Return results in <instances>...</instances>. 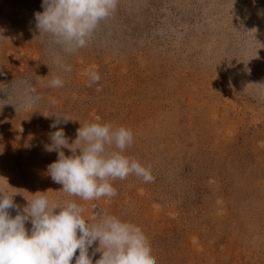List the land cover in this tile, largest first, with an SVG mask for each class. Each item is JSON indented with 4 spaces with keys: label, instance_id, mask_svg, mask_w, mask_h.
I'll return each mask as SVG.
<instances>
[{
    "label": "rangeland",
    "instance_id": "1",
    "mask_svg": "<svg viewBox=\"0 0 264 264\" xmlns=\"http://www.w3.org/2000/svg\"><path fill=\"white\" fill-rule=\"evenodd\" d=\"M42 11V0H0V190L18 192L20 211L47 191L89 222L130 221L156 264H264V0H119L75 54L39 35ZM56 76L63 87L49 86ZM21 81L41 97L31 108ZM57 113L73 120L52 128ZM97 121L134 131L126 154L154 181L129 176L115 197L84 201L47 175L50 134L71 142Z\"/></svg>",
    "mask_w": 264,
    "mask_h": 264
},
{
    "label": "clouds",
    "instance_id": "2",
    "mask_svg": "<svg viewBox=\"0 0 264 264\" xmlns=\"http://www.w3.org/2000/svg\"><path fill=\"white\" fill-rule=\"evenodd\" d=\"M119 0H42V12L35 13L36 27L45 42L66 54H75L89 45L102 21L117 10ZM59 62V61H58ZM70 72L71 67L61 65ZM90 85L100 81L97 71L88 73ZM56 76L49 86L63 87ZM21 103L36 105L41 97L34 94L28 81L19 82ZM57 125L72 118L54 114ZM49 152L58 153L47 167V175L62 190L84 201L115 197L113 182L129 176L154 181L151 169L126 154L135 142L134 131L113 122H89L81 125L74 140L69 141L63 128L50 134ZM64 149L70 150L66 155ZM18 192L0 190V264H93L89 249L98 243L102 255L95 264H156L148 238L138 225L116 215L102 214L93 223L83 216L75 200L54 202L46 192L37 191L22 211L14 201ZM11 209H17L12 215ZM31 223V229L26 224ZM77 252L79 253L77 255Z\"/></svg>",
    "mask_w": 264,
    "mask_h": 264
}]
</instances>
